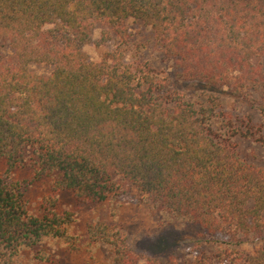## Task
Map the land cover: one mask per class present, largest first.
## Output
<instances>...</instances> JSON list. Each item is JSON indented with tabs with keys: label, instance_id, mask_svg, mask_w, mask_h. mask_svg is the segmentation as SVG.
<instances>
[{
	"label": "trees",
	"instance_id": "obj_1",
	"mask_svg": "<svg viewBox=\"0 0 264 264\" xmlns=\"http://www.w3.org/2000/svg\"><path fill=\"white\" fill-rule=\"evenodd\" d=\"M130 19L152 29L175 62L173 79L127 63L119 48L111 62L90 60L84 46L97 26L102 41L112 31L126 41ZM0 41L14 51L0 63V264H23L25 254L48 263L55 243L76 252L70 229L85 207L128 191L147 197L161 227L232 228L226 248L186 264H264V247L249 254L237 239L264 231V168L251 159L264 124L225 106L226 95L264 97V0H0ZM27 164L52 182L40 215L11 179ZM68 192L78 209L59 212ZM87 232L90 247L110 248L111 264H177L137 253L114 225L96 221Z\"/></svg>",
	"mask_w": 264,
	"mask_h": 264
},
{
	"label": "rangeland",
	"instance_id": "obj_2",
	"mask_svg": "<svg viewBox=\"0 0 264 264\" xmlns=\"http://www.w3.org/2000/svg\"><path fill=\"white\" fill-rule=\"evenodd\" d=\"M124 27L127 29L126 41L120 40L113 31L110 40L102 41V31L106 27L98 25L93 33L92 42L84 46V51L90 60L111 62V55L119 48L124 52L127 63L136 61L147 63L157 74L173 79L177 73L175 62L166 58L162 47L155 40L152 29L134 19L128 20ZM122 42L123 47L120 48ZM13 56L14 51L9 42L0 41V63L11 62ZM258 62L259 60L254 61L255 64ZM262 63L264 65V61ZM30 70L40 75H49L53 67L33 64ZM262 105H264V97L255 93H248L242 101L229 95L225 97L227 112L232 115L252 117L259 125L264 124V115H260L259 111ZM249 147L253 148L252 145ZM251 159L264 168V148H259L257 155L252 156ZM6 171V162L0 160V178L5 176ZM11 179L21 184L29 201L30 210L40 215L42 200L51 192V180H37L35 169L31 164L13 171ZM64 209L72 211L78 209L77 202L69 192L60 198L58 211L62 212ZM96 221L114 225L124 231L135 251L142 256L165 261L175 260L177 264L193 261L197 252L202 250L226 248L234 234L229 226H226L222 232L209 234L208 231L188 220L175 221L167 227H161L158 215L147 201V197L136 191H128L102 204L85 207L70 229L71 234L79 241L76 252L70 251L66 245L55 243L47 248L50 253L48 263L33 261L29 254H25L21 262L23 264H111L112 257L108 246L103 244L89 246L87 228ZM237 239L240 241L239 248L249 254H254L257 249L264 247V231L249 237L238 234ZM140 264H146V260L142 259Z\"/></svg>",
	"mask_w": 264,
	"mask_h": 264
}]
</instances>
